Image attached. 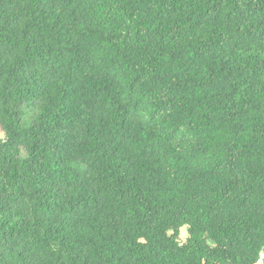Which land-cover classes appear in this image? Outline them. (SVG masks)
Here are the masks:
<instances>
[{"label":"trees","instance_id":"trees-1","mask_svg":"<svg viewBox=\"0 0 264 264\" xmlns=\"http://www.w3.org/2000/svg\"><path fill=\"white\" fill-rule=\"evenodd\" d=\"M0 127V264H264V0H0Z\"/></svg>","mask_w":264,"mask_h":264},{"label":"rangeland","instance_id":"rangeland-1","mask_svg":"<svg viewBox=\"0 0 264 264\" xmlns=\"http://www.w3.org/2000/svg\"><path fill=\"white\" fill-rule=\"evenodd\" d=\"M4 137H5L4 131H3L2 128L0 127V140L4 139ZM187 235H188V233H187V228L184 227V228L181 230V237H180L181 242H184V241L186 240Z\"/></svg>","mask_w":264,"mask_h":264}]
</instances>
